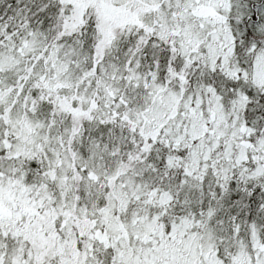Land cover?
Instances as JSON below:
<instances>
[{"label": "snow or ice", "instance_id": "1", "mask_svg": "<svg viewBox=\"0 0 264 264\" xmlns=\"http://www.w3.org/2000/svg\"><path fill=\"white\" fill-rule=\"evenodd\" d=\"M0 264H264V0H0Z\"/></svg>", "mask_w": 264, "mask_h": 264}]
</instances>
